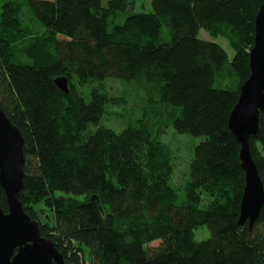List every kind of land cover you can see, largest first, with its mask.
I'll use <instances>...</instances> for the list:
<instances>
[{
    "label": "trees",
    "instance_id": "obj_1",
    "mask_svg": "<svg viewBox=\"0 0 264 264\" xmlns=\"http://www.w3.org/2000/svg\"><path fill=\"white\" fill-rule=\"evenodd\" d=\"M134 6L0 0V108L24 137V211L68 264H264V207L252 229L239 224L245 172L229 128L264 0ZM202 30L225 38L233 59ZM116 79L151 100L147 114L109 92ZM170 126L204 137L181 187L161 140ZM250 148L264 184V112ZM0 205L7 213L1 186ZM202 226L210 237L199 242Z\"/></svg>",
    "mask_w": 264,
    "mask_h": 264
},
{
    "label": "water",
    "instance_id": "obj_2",
    "mask_svg": "<svg viewBox=\"0 0 264 264\" xmlns=\"http://www.w3.org/2000/svg\"><path fill=\"white\" fill-rule=\"evenodd\" d=\"M250 68L251 77L240 89L229 128L241 145V167L245 172L239 224L248 222L252 229L264 207V184L250 148V138L258 133L264 112V6L256 16ZM56 84L69 93L67 78H57ZM24 166V137L0 108V186L8 204L7 213L0 205V264H68L55 244L42 236L38 222L24 211L19 198L25 188Z\"/></svg>",
    "mask_w": 264,
    "mask_h": 264
},
{
    "label": "rangeland",
    "instance_id": "obj_3",
    "mask_svg": "<svg viewBox=\"0 0 264 264\" xmlns=\"http://www.w3.org/2000/svg\"><path fill=\"white\" fill-rule=\"evenodd\" d=\"M151 1L152 0H135L134 12H150L152 10ZM125 18L126 17L124 14H120V17L118 18L116 23H122ZM199 38L219 44L227 51L230 61L233 59L235 52L225 38L221 36L213 37L205 30H202L200 32ZM105 84L110 93L121 90L123 96L127 97V99H130V101L132 100L136 103H141V109H139V112H137L138 117L143 114H147V112H149V109H151L153 106V103L150 99H148V101H145L144 99L140 98L139 95L138 97L136 96L140 91H136L135 86H132V84L125 83L124 81L117 79L112 82H105ZM119 110L120 109L118 107H113L111 109L112 112H119ZM117 127L118 124L116 125V128ZM161 140L162 142L168 144L172 149L175 165L174 181L177 186L181 187L185 185V183L190 179V165L194 156L195 148L204 140V137L182 134L178 132L176 128L170 126L165 129V133L163 134ZM262 153L264 155V151H262ZM39 217L41 218L42 222H46V217L44 215L39 213ZM195 235L196 240L201 242L210 237V232L207 226H202L198 230H196ZM160 243L161 242L159 241L154 242L152 246L158 247Z\"/></svg>",
    "mask_w": 264,
    "mask_h": 264
}]
</instances>
